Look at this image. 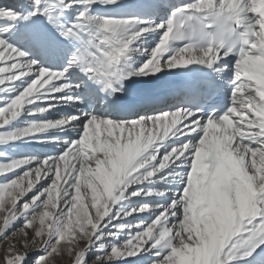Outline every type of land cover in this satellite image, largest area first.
Listing matches in <instances>:
<instances>
[{
	"label": "snow or ice",
	"instance_id": "1",
	"mask_svg": "<svg viewBox=\"0 0 264 264\" xmlns=\"http://www.w3.org/2000/svg\"><path fill=\"white\" fill-rule=\"evenodd\" d=\"M0 158V264H264V0H0Z\"/></svg>",
	"mask_w": 264,
	"mask_h": 264
},
{
	"label": "rangeland",
	"instance_id": "2",
	"mask_svg": "<svg viewBox=\"0 0 264 264\" xmlns=\"http://www.w3.org/2000/svg\"><path fill=\"white\" fill-rule=\"evenodd\" d=\"M45 150V146L32 144V143H20L18 145L12 146L11 154L15 156L29 155V154H40ZM50 150V149H49ZM0 162H4L2 158H0ZM2 179V177H0ZM4 245L0 244V261H2L4 252ZM58 264H68L67 259L64 261L58 262Z\"/></svg>",
	"mask_w": 264,
	"mask_h": 264
},
{
	"label": "bare ground",
	"instance_id": "3",
	"mask_svg": "<svg viewBox=\"0 0 264 264\" xmlns=\"http://www.w3.org/2000/svg\"><path fill=\"white\" fill-rule=\"evenodd\" d=\"M86 107V106H85Z\"/></svg>",
	"mask_w": 264,
	"mask_h": 264
}]
</instances>
